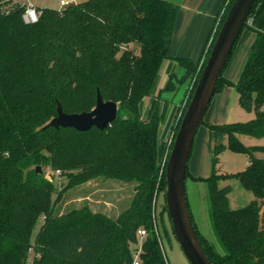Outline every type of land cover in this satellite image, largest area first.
Listing matches in <instances>:
<instances>
[{
  "label": "trees",
  "instance_id": "trees-1",
  "mask_svg": "<svg viewBox=\"0 0 264 264\" xmlns=\"http://www.w3.org/2000/svg\"><path fill=\"white\" fill-rule=\"evenodd\" d=\"M232 2L225 0L200 58L194 61L168 54L180 11L174 1L82 0L60 9L35 7L38 19L27 22L23 4L6 8L14 0H0V264H27L31 249L36 255L31 264H132L138 228L147 231L139 261L168 264L157 226L158 222L167 233L165 202L158 221L155 213L157 196L166 184L159 151V102L164 92L174 93L180 82L195 78L172 144ZM251 7L236 38L237 43L244 29L253 31L248 56L237 81L228 80L224 68L234 44L214 94L223 84L233 86L240 107L254 110V117L220 124H206L203 118L200 124L214 138L211 170L207 177H192L187 167L185 177L203 181L207 187L211 225L223 252L196 228L188 197L187 205L213 264H264V156H255L264 146H248L242 139L264 136V0H256ZM132 43L139 46L138 53L128 46ZM165 59L177 60L184 74L169 73L142 117L140 103L152 94ZM97 89L104 100L118 105L109 126L83 131L71 126L44 127L57 113V102L66 113L91 110ZM226 148L245 153L249 164L238 172H222L219 158ZM54 174L65 181L52 198L57 189L51 180ZM100 177L135 183L129 205L117 217L93 211L87 203L58 211L64 191ZM232 178L254 195L239 208L229 206L230 183L219 186ZM40 215L44 220L33 236ZM167 217L170 224L168 213Z\"/></svg>",
  "mask_w": 264,
  "mask_h": 264
},
{
  "label": "rangeland",
  "instance_id": "rangeland-1",
  "mask_svg": "<svg viewBox=\"0 0 264 264\" xmlns=\"http://www.w3.org/2000/svg\"><path fill=\"white\" fill-rule=\"evenodd\" d=\"M82 0H75V3H78ZM174 2H179V0H169ZM21 3L16 1L14 3L6 4L4 7L11 8L14 5ZM35 3L38 5H46L47 7L57 8L60 5V0H35ZM22 4V3H21ZM179 4V3H178ZM65 6V5H63ZM135 49L132 44L128 45ZM125 48V47H123ZM183 52L185 50H182ZM181 52V51H179ZM186 53V52H185ZM179 57V56H178ZM183 57V56H182ZM192 59V58H190ZM193 60V59H192ZM227 66V65H226ZM225 66V68H226ZM224 68V70H225ZM168 72V73H167ZM169 73L176 74L177 77H181L184 74V68L179 62L175 59H165L161 66L159 67L158 75L152 85L151 93L156 95L168 79ZM193 79V78H192ZM191 82H188L187 79L180 82L177 86L175 92H164L163 98L159 102V151H160V161L161 165L164 166L167 155L169 153L170 144L173 139L174 130L178 122L179 116L182 114L183 105L185 106L187 97L189 96L191 89ZM215 95L210 101H214ZM238 94L236 90L232 89L229 96L226 100H229V104L226 107V119L225 122H239L246 121L254 117V110L246 111L242 109L237 101ZM153 96L151 103L153 101ZM145 104L142 106V117H145L151 108L150 98L144 100ZM143 104V103H142ZM146 108V110H144ZM171 118V123L166 126V122ZM205 126L200 124L195 132V141L196 138L200 135L199 132L201 128ZM246 144V139L243 140ZM195 146V142L192 147ZM192 156V155H190ZM210 162V161H209ZM247 155L243 152H235L226 148L223 153L220 154L219 165L222 172H238L244 169L247 166ZM210 163L208 166V174L210 172ZM47 167H44L45 176L50 178L48 175ZM55 175V174H54ZM51 176V180L54 181L56 185V191L54 192L52 198L56 196L57 191L63 187L65 179L63 177ZM186 197H188L189 211L192 214L193 222L198 228L200 234L205 237L210 243H213L215 247L223 252L222 246L218 241V238L214 232V228L211 225L210 219V202L208 191L205 182L195 181L190 178H186ZM225 183H230L231 189L228 192L229 197V206L231 208H239L247 204L254 198L252 192L244 188L238 179L232 178L225 181H220L219 186H223ZM135 183H127L120 180H113L107 178H94L84 184H81L76 187H70L61 196L60 202H58V211L66 212L73 207H81L87 203L93 211L104 212L105 214L115 218L117 214L126 208L129 205L130 198L134 192ZM165 199L163 197V192H160L157 196L156 210L157 221L160 211L163 210ZM164 229H167V233L163 232L162 227H159L157 222L158 229H161V240L160 244L162 246L163 255L168 264H191L189 259L186 258L184 251L180 244H178L173 229H170V224L168 221L167 213L164 210ZM43 215L39 216L38 221L36 222L33 228V236L39 229L40 224L43 222ZM139 241V236L137 234ZM36 256L34 249H31L27 258V264H31L33 257Z\"/></svg>",
  "mask_w": 264,
  "mask_h": 264
},
{
  "label": "water",
  "instance_id": "water-1",
  "mask_svg": "<svg viewBox=\"0 0 264 264\" xmlns=\"http://www.w3.org/2000/svg\"><path fill=\"white\" fill-rule=\"evenodd\" d=\"M255 1L233 0L229 6L181 117L164 164L166 184L163 193L166 210L175 238L191 264H213V262L207 257L202 243L198 239L196 228L192 225L190 212H188L187 197H185L187 162L196 135L195 132L203 120L204 113L222 74V69L229 59L236 38L241 32ZM56 107L57 113L44 127L71 126L78 131L87 130L92 126L103 129L113 122L118 113L116 101L104 100L98 89L95 105L89 111L66 113L59 102H57ZM36 170L41 171L39 165H37Z\"/></svg>",
  "mask_w": 264,
  "mask_h": 264
},
{
  "label": "crops",
  "instance_id": "crops-1",
  "mask_svg": "<svg viewBox=\"0 0 264 264\" xmlns=\"http://www.w3.org/2000/svg\"><path fill=\"white\" fill-rule=\"evenodd\" d=\"M16 1H20L22 4L31 2L35 7H47L46 5L36 4L35 0H14V2ZM68 2L75 3V0H68ZM224 2L225 0H179L177 3H179L180 11L174 22L168 54L171 57L183 56L188 59L192 58L194 61L198 60ZM61 7L62 6H59L57 8ZM253 40V31L251 32L250 30L244 29L238 38L232 56L224 70V76L228 80L232 82L237 81ZM132 46L135 48L134 51L138 53L139 46L136 43H132ZM182 50L185 51L183 52ZM232 89L233 86L223 84L222 88L214 94L215 99L214 101H210L203 116L206 124H220L225 122L224 120L227 118L225 110H227L226 107L229 104V100H226V98L230 95ZM152 96L153 94L145 96L141 101V113L142 106L145 104L144 100L150 98L149 103H151ZM144 110H146V108ZM171 120L172 119L169 118L166 122V126L171 123ZM199 134L196 141L194 138V151L193 154L191 153L192 156L189 157L187 165L192 177H207L209 175L208 166L211 160V148L214 138L213 133H211L206 125L201 128ZM242 139H246V145L248 146H264V136L252 137L246 135L243 136ZM256 155L264 156V151H255V156Z\"/></svg>",
  "mask_w": 264,
  "mask_h": 264
},
{
  "label": "built area",
  "instance_id": "built-area-1",
  "mask_svg": "<svg viewBox=\"0 0 264 264\" xmlns=\"http://www.w3.org/2000/svg\"><path fill=\"white\" fill-rule=\"evenodd\" d=\"M68 3H69L68 0H60V5L62 7H63V5H66ZM23 5L25 6V8H24V11H23L22 15H23L25 21H27V22L36 21L38 19V15L39 14H38L34 4L31 3V2H27V3L23 4ZM58 9H60V8H58ZM248 22H250V20H248ZM211 38H212V35L208 39L209 42L211 41ZM200 65H201V62L199 64V66ZM193 80L191 82L190 89L192 88ZM183 107H184V105H183ZM55 173H56L57 176H59L60 171L56 170ZM137 230H138L137 234H138L140 239H139V241L137 243V246L135 248V251H134V256H133V259H132L133 263L132 264H142L141 261H139V253H140L141 248H142L141 242L143 241V239L145 238V236L147 234V231L144 228H138Z\"/></svg>",
  "mask_w": 264,
  "mask_h": 264
}]
</instances>
